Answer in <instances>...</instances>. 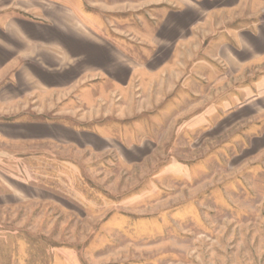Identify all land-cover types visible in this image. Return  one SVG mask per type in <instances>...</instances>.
Here are the masks:
<instances>
[{
	"label": "rangeland",
	"instance_id": "1",
	"mask_svg": "<svg viewBox=\"0 0 264 264\" xmlns=\"http://www.w3.org/2000/svg\"><path fill=\"white\" fill-rule=\"evenodd\" d=\"M71 1L129 81L0 79V264H264V0Z\"/></svg>",
	"mask_w": 264,
	"mask_h": 264
},
{
	"label": "crops",
	"instance_id": "2",
	"mask_svg": "<svg viewBox=\"0 0 264 264\" xmlns=\"http://www.w3.org/2000/svg\"><path fill=\"white\" fill-rule=\"evenodd\" d=\"M71 2L0 0V79L3 75L16 77L23 62L35 64L46 76L66 79L72 68L90 60L96 67L92 71L97 73L100 69L105 71L99 66L125 68L128 83V58L106 51L104 45L97 42L90 30L83 25L81 9ZM34 12L37 14L36 21L32 18ZM49 53L54 55L52 60L58 62L56 66L46 62L50 59ZM96 81L91 80L83 89L89 88ZM38 128L48 131L49 125Z\"/></svg>",
	"mask_w": 264,
	"mask_h": 264
}]
</instances>
